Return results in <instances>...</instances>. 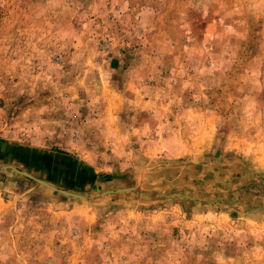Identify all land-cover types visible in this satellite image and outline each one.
<instances>
[{
  "label": "rangeland",
  "instance_id": "rangeland-1",
  "mask_svg": "<svg viewBox=\"0 0 264 264\" xmlns=\"http://www.w3.org/2000/svg\"><path fill=\"white\" fill-rule=\"evenodd\" d=\"M13 182L0 264H264V0H0Z\"/></svg>",
  "mask_w": 264,
  "mask_h": 264
},
{
  "label": "crops",
  "instance_id": "crops-1",
  "mask_svg": "<svg viewBox=\"0 0 264 264\" xmlns=\"http://www.w3.org/2000/svg\"><path fill=\"white\" fill-rule=\"evenodd\" d=\"M11 152L5 154L7 156H12L14 157L15 156V153L17 152L18 155H21V149L17 148L16 145L15 147H11L10 148ZM16 153V154H17ZM6 157V156H5ZM39 164H42L41 162H37ZM34 168H38L37 166L34 167ZM42 184V183H41ZM10 185V186H8ZM42 187H40V185L38 187H35V186H28V187H25V188H21V187H18L16 185V183H4L2 185V187L0 188V195L3 193L5 194L7 191L9 192L7 195L9 196V201H10V205L11 203L13 202H17L18 200H15L17 196L21 197V196H28V200H27V203H30V207H37V206H42L44 205L45 203L48 204V198H44L41 196V193L39 192H36L38 190H40V192L44 193L45 196L47 197L48 196V191H44V189H40ZM32 202V204H31ZM12 206V205H11ZM11 208V207H10ZM14 222L17 221V218L15 217Z\"/></svg>",
  "mask_w": 264,
  "mask_h": 264
},
{
  "label": "water",
  "instance_id": "water-1",
  "mask_svg": "<svg viewBox=\"0 0 264 264\" xmlns=\"http://www.w3.org/2000/svg\"><path fill=\"white\" fill-rule=\"evenodd\" d=\"M41 183H44L43 181H40ZM52 188H54V187H52ZM64 192V191H63ZM65 193H68V192H65ZM69 194V193H68Z\"/></svg>",
  "mask_w": 264,
  "mask_h": 264
}]
</instances>
